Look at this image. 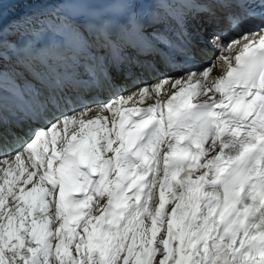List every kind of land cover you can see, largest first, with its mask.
<instances>
[{
	"label": "snow or ice",
	"instance_id": "6c2138e0",
	"mask_svg": "<svg viewBox=\"0 0 264 264\" xmlns=\"http://www.w3.org/2000/svg\"><path fill=\"white\" fill-rule=\"evenodd\" d=\"M54 2L83 6L65 47L109 56L60 93L14 76L6 109L4 5ZM221 23L227 55L166 72ZM133 44L161 75L129 87ZM0 264H264V0H0Z\"/></svg>",
	"mask_w": 264,
	"mask_h": 264
},
{
	"label": "bare ground",
	"instance_id": "6f19581e",
	"mask_svg": "<svg viewBox=\"0 0 264 264\" xmlns=\"http://www.w3.org/2000/svg\"><path fill=\"white\" fill-rule=\"evenodd\" d=\"M117 6V5H113ZM5 8V33L4 39L8 37V44L4 48L13 53L12 57L16 61L20 71L24 69H33L32 63L35 60H41L39 57V51L41 43L46 39L47 41L54 40L56 37H63V27L54 28L47 25V19L50 16H55L56 12H60V17L64 21H71L80 19V13L83 8L73 6L72 3H40L30 5H4ZM28 13L33 15L38 24L36 26H24L22 24L13 25L10 23L16 17ZM206 28V27H204ZM17 51H22L23 58ZM79 55V50L71 49L67 54L68 59H75ZM221 55H227V53L218 54L211 60V65L218 63V59ZM207 60V61H208ZM4 67V66H3ZM5 68V67H4ZM222 72L221 69H215V74L218 76Z\"/></svg>",
	"mask_w": 264,
	"mask_h": 264
}]
</instances>
